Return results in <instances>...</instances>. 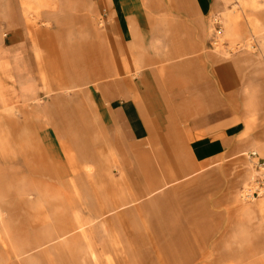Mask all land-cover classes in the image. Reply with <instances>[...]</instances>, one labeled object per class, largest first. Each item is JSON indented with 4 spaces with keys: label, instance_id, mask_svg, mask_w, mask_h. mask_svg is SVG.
Segmentation results:
<instances>
[{
    "label": "rangeland",
    "instance_id": "rangeland-1",
    "mask_svg": "<svg viewBox=\"0 0 264 264\" xmlns=\"http://www.w3.org/2000/svg\"><path fill=\"white\" fill-rule=\"evenodd\" d=\"M143 73L132 100L164 124L138 140L97 91ZM229 107L216 126L235 150L195 163L189 143ZM251 153L264 160V0H0V264H264V197L239 196ZM65 215L80 233L46 242Z\"/></svg>",
    "mask_w": 264,
    "mask_h": 264
},
{
    "label": "crops",
    "instance_id": "crops-1",
    "mask_svg": "<svg viewBox=\"0 0 264 264\" xmlns=\"http://www.w3.org/2000/svg\"><path fill=\"white\" fill-rule=\"evenodd\" d=\"M204 5L205 4L202 2L198 4L197 8L199 12L202 11L201 8L204 7ZM112 6L114 14V19H112L114 24L113 33L115 36L121 37L122 40L125 41L126 33L128 34L127 31L130 29H128V21L131 16L127 13V11H124L123 4H116L114 2ZM128 43L131 44L132 42L128 41ZM128 55L129 70L132 72L131 63L133 62V58L131 59V56L133 55L132 53ZM133 57H135V55ZM80 68L83 69V67ZM87 71H89V66H87ZM149 87L150 85L148 84L147 77L144 73L138 81L136 79L129 78L125 80L121 79L119 81H112L110 84L107 83L98 86L97 93L104 109L106 107L107 112H112L114 117L118 118L122 124H127L129 134L134 139L138 140L146 138L150 134V131H153L154 128H151L153 125L164 124V120L161 118L151 120L149 122L147 120L148 117L142 115L139 105L132 100V97L138 94L140 90L143 91L147 97ZM198 96L199 91L196 92L194 99L198 98ZM230 107L222 110L220 118L213 124L207 126L210 128L204 126L205 128L202 133H200L199 136L194 137L189 143V155L195 163L213 161L221 156L227 155L229 152L233 151V149L235 150L236 147H234L233 139L236 132L233 129L234 125H232V123L225 122L224 124L216 126L218 121L222 122L228 120V116L232 114ZM159 115L160 114L158 113L156 117ZM151 116H153V112L151 113ZM217 117L218 115H215L214 119H217ZM207 121L208 119H205L203 123Z\"/></svg>",
    "mask_w": 264,
    "mask_h": 264
},
{
    "label": "bare ground",
    "instance_id": "bare-ground-1",
    "mask_svg": "<svg viewBox=\"0 0 264 264\" xmlns=\"http://www.w3.org/2000/svg\"><path fill=\"white\" fill-rule=\"evenodd\" d=\"M120 51V50H119ZM124 56V55H123ZM121 58H122V56H120ZM118 69V68H117ZM128 104V103H127ZM107 127V126H106ZM73 168V167H72ZM71 173V175L69 174V176H70V179H69V183L72 185V181H71V179L73 180V181H77V182H79L80 181V179L82 178V175H84V173L82 174L80 171H79V169H77V167H74L73 169H72V171H70ZM59 171L56 169L55 171H53V172H48L47 170H43L42 171V176H46V177H52V176H54V177H57V178H59L58 176H59ZM59 180H61V179H59ZM81 182V181H80ZM79 182V183H80ZM78 186V185H77ZM20 191H22L21 192V194H18V195H22V196H31V195H33V194H35V195H38V190L37 189H35V188H33V189H31V190H29V191H26V190H20ZM56 204V203H55ZM54 204V205H55ZM48 205H52V203H50V204H48ZM262 207L264 208V204H262ZM49 208H51V207H49ZM68 218H67V216L65 215L64 216V218L63 219H60V218H57V219H49V220H53V222H52V225H50V228H51V230L52 231H54V232H56L55 234H54V236L53 235H51L50 237H48L45 241L46 242H51V241H53L54 239H57V238H62V237H64V236H66L67 234H70V233H72V232H75V231H77L78 230V232L80 233V231H81V229H82V227H83V224H79V223H76V222H69L68 220H67ZM79 236V234H75L73 237H71V239H73V240H75V238H77ZM67 241V240H66ZM65 241V242H66ZM42 242H40V241H37V244L38 245H40ZM37 245V246H38ZM35 247V246H34Z\"/></svg>",
    "mask_w": 264,
    "mask_h": 264
},
{
    "label": "built area",
    "instance_id": "built-area-1",
    "mask_svg": "<svg viewBox=\"0 0 264 264\" xmlns=\"http://www.w3.org/2000/svg\"><path fill=\"white\" fill-rule=\"evenodd\" d=\"M220 33V28L218 31H214L213 37L210 40L212 47H216L221 43ZM250 156L256 159V162H253L252 174L239 194L240 200L244 202H251L264 197V160L261 161L256 158L255 153H251Z\"/></svg>",
    "mask_w": 264,
    "mask_h": 264
}]
</instances>
